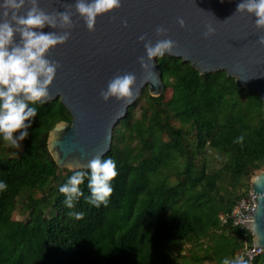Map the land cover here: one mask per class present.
I'll return each mask as SVG.
<instances>
[{
    "label": "trees",
    "instance_id": "16d2710c",
    "mask_svg": "<svg viewBox=\"0 0 264 264\" xmlns=\"http://www.w3.org/2000/svg\"><path fill=\"white\" fill-rule=\"evenodd\" d=\"M156 61L163 91L152 96L143 88L113 128L103 158L116 161L118 175L108 203L98 208L84 200L87 179L74 209L59 193L75 170L57 166L47 137L57 122L70 121L68 110L58 98L29 104L38 112L20 151L0 145V181L7 184L0 190V264H189L184 242L210 249L191 254V261L222 264L251 246L250 231L220 214L229 213L251 177L264 170L261 98L225 70L200 73L169 54ZM16 210L22 219L11 217ZM249 261L262 264L263 255Z\"/></svg>",
    "mask_w": 264,
    "mask_h": 264
},
{
    "label": "water",
    "instance_id": "95a60500",
    "mask_svg": "<svg viewBox=\"0 0 264 264\" xmlns=\"http://www.w3.org/2000/svg\"><path fill=\"white\" fill-rule=\"evenodd\" d=\"M2 2V0H0ZM241 0H121V7L99 15L95 31H89L72 8L75 27L64 44L50 49L48 58L59 61L61 67L50 86L51 98H58L68 110L70 121H59L49 131L47 148L57 166L72 170L87 169L88 161L97 154H105L111 145L112 130L125 116L128 108L147 86L150 95L159 96L164 88L156 57L152 70L159 84L149 79L141 85L145 70L138 57L145 56L144 42L138 37L146 34L153 44L157 40L172 39L178 47L165 53L190 62L200 73L225 70L235 77L237 84L256 92L262 100L264 116V45L257 42L264 30L255 27V17L236 12ZM75 0H39L46 12L65 11ZM30 7L25 4L21 13ZM182 17L185 27L177 18ZM127 21V27L124 21ZM211 24L215 34L204 38L205 25ZM163 25L166 35L157 36L156 27ZM45 33L56 31L49 26ZM18 42L20 37H15ZM132 72L137 76L136 99L124 104L115 98L105 102L99 95L115 75ZM47 100V101H49ZM65 126V127H64ZM64 128L63 130H61ZM253 207L243 221L252 234L253 250L264 251V170L250 179ZM264 264V253L263 262Z\"/></svg>",
    "mask_w": 264,
    "mask_h": 264
},
{
    "label": "clouds",
    "instance_id": "9594fccd",
    "mask_svg": "<svg viewBox=\"0 0 264 264\" xmlns=\"http://www.w3.org/2000/svg\"><path fill=\"white\" fill-rule=\"evenodd\" d=\"M30 7L21 13L25 4ZM121 0H75L74 4L65 6V11L46 12L39 6V0H2L0 2V138L6 145L20 148L28 135L31 120L37 115V108L29 104L44 103L51 98L50 86L61 67L59 61L48 58L50 49L64 44L71 36L68 29L75 27L72 8L82 19L89 31H95L97 17L104 13L120 8ZM236 12L255 17L254 24L258 30H264V0H241ZM180 27H185L182 17L177 18ZM124 26L127 27L125 20ZM49 26L56 31L45 33L38 31ZM204 38L215 34V28L209 23L205 25ZM157 36L166 35L167 29L158 25L155 29ZM19 35L17 42L15 37ZM144 42L146 57H138L145 75L141 85L147 80L158 85L157 74L152 70V58L163 57L164 54L174 53L178 47L172 39L157 40L155 44L146 40V34L138 37ZM257 42L264 45V35H259ZM137 76L132 72L117 74L108 81L107 87L100 90V97L107 102L110 98L131 104L136 99ZM65 127V126H64ZM62 128L61 130H63ZM19 133L18 135H15ZM243 142V137L237 139ZM84 170H75L67 181L60 186L59 193L64 196V206L71 210L75 202L84 197L81 185L87 179L89 195L84 197L87 204L95 207L106 205L114 188L112 181L117 177V163L111 157L103 158V154L95 155L88 161ZM7 184L0 181V190H5ZM264 198V192L259 193ZM69 217L83 219V212L69 211ZM222 264H250L243 256L233 259L225 258Z\"/></svg>",
    "mask_w": 264,
    "mask_h": 264
},
{
    "label": "built area",
    "instance_id": "2783aa9c",
    "mask_svg": "<svg viewBox=\"0 0 264 264\" xmlns=\"http://www.w3.org/2000/svg\"><path fill=\"white\" fill-rule=\"evenodd\" d=\"M253 207V201L250 195V191L246 193V195L239 198L233 205L232 210L229 213H221L220 218L223 222L227 220H231L232 225L238 226L241 229H246L250 231L244 221L243 218L246 216L247 212ZM251 233V232H250ZM253 250L254 246H246L244 252L242 254L243 257L247 258L248 260H252L257 255H263L264 251L262 248L256 247L255 251L250 254H247L248 250Z\"/></svg>",
    "mask_w": 264,
    "mask_h": 264
},
{
    "label": "rangeland",
    "instance_id": "374dc122",
    "mask_svg": "<svg viewBox=\"0 0 264 264\" xmlns=\"http://www.w3.org/2000/svg\"><path fill=\"white\" fill-rule=\"evenodd\" d=\"M141 94V93H140ZM139 94V95H140ZM170 95V90H167L166 91V96H169ZM137 100V99H136ZM136 102V101H135ZM143 104V100H140V101H138L137 102V105L135 106V108H134V113H135V116H138L139 114H140V106ZM15 135H17V134H15ZM21 143V145H22V142H20ZM1 144H4L6 147H7V149L9 150V152L11 153V154H17L19 151H20V149H21V147L20 148H18V149H16V148H13V147H10V146H8V145H6L5 144V142L3 141V142H1L0 143V145ZM213 156L210 158V160H211V162L212 163H214L215 164V162L217 161V159H218V157H217V155L216 154H212ZM249 185H250V180H249ZM243 191V188H240V189H238V194H240L241 192ZM11 217L13 218V219H22L23 217H24V215L23 214H21L18 210H16V211H13L12 213H11ZM183 248H184V250H183V256H184V260H188L189 261V264H197L196 262H194V261H191V259H190V257H191V254H197V255H204L205 254V252H210V249L208 248V249H206V250H204V249H200L199 247H198V245H194V244H192V243H190V242H184L183 244ZM209 258V257H208ZM204 262V264H215V260L214 259H208V260H204L203 261Z\"/></svg>",
    "mask_w": 264,
    "mask_h": 264
}]
</instances>
